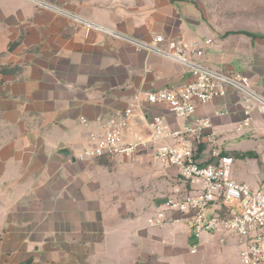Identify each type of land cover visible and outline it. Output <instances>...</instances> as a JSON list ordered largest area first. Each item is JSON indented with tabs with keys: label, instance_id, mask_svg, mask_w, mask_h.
Masks as SVG:
<instances>
[{
	"label": "crops",
	"instance_id": "obj_1",
	"mask_svg": "<svg viewBox=\"0 0 264 264\" xmlns=\"http://www.w3.org/2000/svg\"><path fill=\"white\" fill-rule=\"evenodd\" d=\"M42 1L142 41L161 35L197 42L204 65L244 74L264 97V0ZM190 81L189 72L175 63L25 0H0V264H144L148 256L158 264L160 232L149 230L180 225L189 230L185 222H169L176 214L157 210L177 183L176 171L158 166L151 146L132 157L78 161L75 155L90 145L91 135L101 137L104 121L137 93L141 111L129 122L126 141L148 138L146 117L159 116L169 128H179L185 121L147 103L145 94ZM205 117L215 136L201 145V164L211 160L212 150L233 158L253 153L246 152V134H240L262 132V117L252 112L250 130L236 131L243 118L238 95L229 91L198 106L187 122ZM152 162L163 171L168 191L160 200L159 192L151 195L147 205L155 214L144 225L137 219L145 211V187L140 193L127 183L134 167ZM158 213L166 222L150 225ZM215 236L217 251L226 243L240 264L237 240ZM163 239L169 255L173 238ZM188 249L191 255L198 251Z\"/></svg>",
	"mask_w": 264,
	"mask_h": 264
},
{
	"label": "built area",
	"instance_id": "obj_2",
	"mask_svg": "<svg viewBox=\"0 0 264 264\" xmlns=\"http://www.w3.org/2000/svg\"><path fill=\"white\" fill-rule=\"evenodd\" d=\"M25 1L87 31L109 36L138 52L158 56L189 72L190 82L176 89L164 88L145 94L147 103L165 107L176 119L185 121L183 125L171 129L159 116L146 117L148 138L126 141L124 132L131 119L141 111V94L137 93L123 111L104 121L103 135H91L90 145L78 152L75 159L90 161L132 157L151 146L154 161L173 168L177 175V183L163 204L164 211L177 215L171 216L169 222H185L196 238L204 233L232 236L237 240L240 264H264V192L253 190L231 177L233 157L229 155L212 150L211 160L201 164L198 161L201 145L214 141L212 121L205 117L187 122L198 106L224 98L231 91L240 97L243 105V118L236 131L249 129L251 114L257 112L262 117L264 138V97L256 91L249 78L240 72H224L204 65L200 61L203 50L197 42L170 41L161 35L142 41L110 31L42 0ZM81 122L86 124L84 119ZM165 222L162 213L149 220L152 226Z\"/></svg>",
	"mask_w": 264,
	"mask_h": 264
},
{
	"label": "rangeland",
	"instance_id": "obj_3",
	"mask_svg": "<svg viewBox=\"0 0 264 264\" xmlns=\"http://www.w3.org/2000/svg\"><path fill=\"white\" fill-rule=\"evenodd\" d=\"M250 130V129H249ZM246 152L252 154H246L244 157L233 158V165L231 167V177L237 180L238 182L245 183L253 190H261L264 192V138L262 132L259 130H253L248 133H243L244 135ZM154 166H157L156 163L145 164V171L140 166L134 167V170L137 172L134 173L133 177L130 179V184L128 187L134 191H139L144 188V197L146 201L145 211H143L139 216V222L146 224V219L149 216L154 215L153 211L147 205V201H150L151 195L155 196L160 200L161 196H164L168 191V186L166 183V178L163 175V171L156 169ZM160 164H158L159 166ZM161 166V165H160ZM129 167L128 169H131ZM156 193V194H155ZM160 195V196H159ZM141 198V197H140ZM142 200L135 202V207L140 208L142 205ZM148 206V207H147ZM130 209L129 213L134 214L136 208ZM163 208L157 207V210ZM152 214V215H151ZM155 218V217H154ZM186 231L183 239L178 240L180 234H184L183 231ZM168 231V232H167ZM153 234H159L160 232V241L156 245L159 248V254L156 256L158 264H238L236 260L232 258V250L230 247L224 243L219 245L222 248V251H217V242L215 238L216 234L201 235L198 239L193 238L191 232L183 225L173 227L172 229L160 228L155 230H149ZM173 238L171 245L174 247L171 249V253L167 255L166 253L169 250V247L166 246V241L163 237ZM215 236V237H214ZM177 237V238H176ZM147 238H146V252L149 247H147ZM155 246V248H156ZM198 247V251L195 255L189 254L188 247ZM238 250V247H236ZM151 256H148L144 260V264H154Z\"/></svg>",
	"mask_w": 264,
	"mask_h": 264
}]
</instances>
